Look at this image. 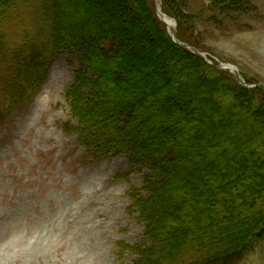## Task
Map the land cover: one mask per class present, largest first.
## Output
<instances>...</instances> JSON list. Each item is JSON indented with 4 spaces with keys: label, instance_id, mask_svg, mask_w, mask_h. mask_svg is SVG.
Returning a JSON list of instances; mask_svg holds the SVG:
<instances>
[{
    "label": "rangeland",
    "instance_id": "rangeland-1",
    "mask_svg": "<svg viewBox=\"0 0 264 264\" xmlns=\"http://www.w3.org/2000/svg\"><path fill=\"white\" fill-rule=\"evenodd\" d=\"M68 1L65 19L58 22L63 41L86 45L95 72L76 76L75 50L47 49V18L31 21L20 6L9 23L0 24V264H139L153 246L145 219L152 231H158L153 219L164 228L166 210L176 213L172 180L195 162L191 156L178 162L175 151L193 133L182 123L191 110L181 116L164 108L147 110L145 122L135 115L132 139L124 145L138 149L141 155L132 159H142L136 163L122 152L97 154L82 140L93 141L88 131L94 128L104 131L102 137L110 135L111 104L136 98L150 104L153 95L179 86L186 90L178 98L195 106L206 127L236 132L233 143L254 144L243 153L246 162L232 167L254 184L264 175L259 169L264 139L253 122L256 113L264 117V0H158L172 27L156 15L154 0ZM170 28L214 64L234 66L259 90L243 93L222 77L235 82L233 76L198 60L193 51H180ZM83 29L89 36L83 38ZM110 30L124 48L114 51L115 65L105 46ZM73 94L86 102H75ZM235 100L254 103L252 111L258 112H233ZM79 109L91 117L86 132L80 130ZM215 119L220 122L212 124ZM153 167L159 172L151 185L147 174ZM258 201L264 205V191ZM161 204L163 212L156 209ZM223 222L216 227L219 235L238 233L224 232ZM175 233L173 228L162 238L169 241ZM255 243L244 264L264 263L262 243Z\"/></svg>",
    "mask_w": 264,
    "mask_h": 264
},
{
    "label": "trees",
    "instance_id": "trees-1",
    "mask_svg": "<svg viewBox=\"0 0 264 264\" xmlns=\"http://www.w3.org/2000/svg\"><path fill=\"white\" fill-rule=\"evenodd\" d=\"M65 1L66 0H62L61 2L60 0H0V24L9 23L14 14V8L20 6L23 7L25 12H21L20 14L23 15V17L28 16L31 21L40 16L47 18L49 20V25L46 29L48 32L46 37L47 49L52 53H55L57 50L61 51L62 48L68 49L69 51L70 49L75 50L74 54L77 57L79 65V68L76 69V76L87 71L95 72L92 68L89 69L90 59L89 55L86 54V45H83V48L78 44L70 45L63 41L61 27L58 25V22L61 23L60 21L65 19V10L69 7ZM70 14L69 16H71ZM69 18L72 21V16ZM66 22L68 23V18L65 23ZM71 26H69V28ZM87 33L85 29L81 31L83 38L89 36ZM114 33V31L110 30V35H107V37L110 36V38L105 41V46H108L106 47L108 50L110 49V63L112 62L115 65L114 60L116 57L114 56V51L120 46L123 48V45L118 43L119 40H117L118 38ZM176 38L182 40L178 32L176 33ZM95 40L96 43L99 44L103 42L102 40H98V38ZM78 41L79 40H77V43ZM73 42L76 43L75 41ZM94 43L95 42H93V44ZM127 45H129V43L125 42L124 46L126 47ZM174 45L180 51L187 54L190 53L188 50L175 43ZM193 55L194 54H192V56ZM197 59L201 61L199 57H197ZM136 72L141 74L140 70ZM118 75L120 82H127L125 74L118 71ZM222 77L225 81L231 83L237 90L243 93H252L251 91L257 92L259 90L258 87L252 90L239 87L229 77L225 75ZM78 84L80 85V82H77L75 86H78ZM185 90L186 89L183 88L179 89V86H173L171 90L170 88H165L162 93L159 92L160 94L157 93L150 98V104L147 102L141 103L140 99L137 98L134 100L131 99L130 102L121 100L118 104H111V106H109L110 119L107 117V122H109L110 125V135L107 137L108 139L110 137V140H108L107 137H102L104 131L101 129L94 128L88 131L87 129L90 125V121L88 120H90L91 117H89L88 112L84 110L82 112L79 109L76 115L79 119V126H81L80 130L83 132L88 131L89 134H93L92 143L88 142V137L87 141H84V138V140H81L91 148V145H94L96 148L92 149L97 154L99 153L105 156L102 152H108L110 150L113 152L126 153L129 158L132 159L134 154H141L138 149L133 147L130 148L124 144L127 142L126 138L132 139L130 130L131 128H135V121L133 119L135 115L137 117L142 115L143 118L139 122L143 120V122H145L146 118L144 117L147 114V110H160L164 108L166 110L168 109L166 111L168 114L173 113L175 110V112L179 113V116H181L190 109L191 112L188 113L190 117H187V119L184 118L182 123L184 126H188L189 131H193V133L190 138L186 136L185 138H188L189 141L186 140L183 141L184 143L181 142V145L178 144V146L175 147V151L177 152V150H179L180 156L176 157L178 158V162L183 161L184 158L188 159L189 156H191L190 158H195V162L182 174L181 178L175 181V183L172 180L173 186H176L175 189H178V192L172 194L174 196L172 199L177 198L173 206L176 208V213L172 215V209L169 211L166 210L167 219L163 221L164 228L160 230L159 225H162V222L159 223L153 219L154 221L152 222L158 231H152L149 227L150 220L147 218L145 219L148 227L147 235L151 239L153 246L151 249L142 253L143 256L139 264H244L245 258H247L254 248L253 244H256V241L262 243L264 251V205H261L258 201L260 194L264 191V175H259V179H256L254 184H246L248 183L246 182V175L243 174L241 170L233 172L232 167H238L239 164L243 165V163L246 162L244 161L245 156L243 153H249L254 149V144L252 142L244 143L240 140L233 143L232 136H234L236 132H226L222 128L213 131L211 128L212 126L209 127V125L206 127L203 124L205 117H202L203 115H198L194 109L192 110L195 106H191L187 104L186 100L183 102L178 98V94L185 93ZM256 94H259V92ZM172 95L177 96V99L172 98ZM72 96L75 102L78 100L86 102L82 97L80 98L75 94ZM165 101H169L168 103L171 105L166 104ZM124 103L126 105H124ZM235 103L236 109H234L233 112L241 110L252 111V109L257 110L254 107V103L251 104V102L235 100ZM252 112L255 114L258 111ZM162 116H164V114ZM161 119H164V117ZM86 121H88V125L85 124ZM219 122L218 119H215L212 124ZM253 122L258 126V129L260 128L261 131L259 132H261L262 139H264V117L256 113ZM136 128H138V126H136ZM173 139V137L170 138V142L174 141ZM144 155L146 154L143 153V159ZM146 157L148 159V155H146ZM140 159H142L141 156H134L131 163H136V161ZM262 159L264 160V157ZM150 168L149 166V169ZM153 169V175L152 173L150 174L151 178L147 174V178L152 182L151 185H153L152 177H155L159 172V168L153 167ZM198 169L200 171H198ZM259 169L260 171H264V165L260 166ZM243 185H246V187L243 188ZM162 202H166V200H162ZM161 208L163 209L162 204L156 209L162 211ZM162 214L163 213H160V215ZM220 222L227 225V229H225L224 232L233 229L238 231V233L228 236L219 235L216 232V227ZM173 228L176 233L172 235L169 241L164 240L162 234ZM145 253H149L150 255L147 256Z\"/></svg>",
    "mask_w": 264,
    "mask_h": 264
},
{
    "label": "bare ground",
    "instance_id": "bare-ground-1",
    "mask_svg": "<svg viewBox=\"0 0 264 264\" xmlns=\"http://www.w3.org/2000/svg\"><path fill=\"white\" fill-rule=\"evenodd\" d=\"M161 15H162V14H161ZM162 19L164 20V22H166V24H167L168 26H170V27L173 26L172 21H171L170 19H168V17L162 15ZM173 29H174V28H173Z\"/></svg>",
    "mask_w": 264,
    "mask_h": 264
},
{
    "label": "water",
    "instance_id": "water-1",
    "mask_svg": "<svg viewBox=\"0 0 264 264\" xmlns=\"http://www.w3.org/2000/svg\"><path fill=\"white\" fill-rule=\"evenodd\" d=\"M156 12H157L158 17H159L161 20H163L160 11H159L158 9H156ZM163 21H164V20H163Z\"/></svg>",
    "mask_w": 264,
    "mask_h": 264
}]
</instances>
